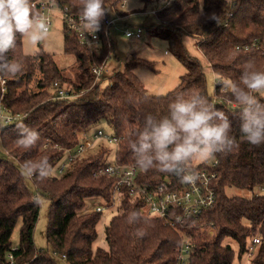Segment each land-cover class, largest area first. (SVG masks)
Segmentation results:
<instances>
[{"label":"trees","instance_id":"16d2710c","mask_svg":"<svg viewBox=\"0 0 264 264\" xmlns=\"http://www.w3.org/2000/svg\"><path fill=\"white\" fill-rule=\"evenodd\" d=\"M36 0H33L35 2ZM79 16L80 0H58ZM106 11L99 33L100 44L91 47L80 43L77 35L64 27V51L74 54L82 85L76 86L77 97L57 99L55 83H70L51 54L44 51L34 55L23 52V38L17 37V47L9 57L22 62L23 72L14 77L0 76L5 80L2 97L11 112L23 117L12 124L1 125L3 146L9 150L10 159L0 158V264L13 253L15 264H57L58 255L67 264H176L181 233L161 220L148 218V222L129 224L128 214L142 209L139 201L126 196L117 206L121 212L113 216L105 227L106 247L95 246L97 226L102 214L112 206L113 178L94 175L103 164V152L69 165L59 173L65 153L58 149L72 148L78 135L101 120H107L120 139L116 153L119 163L133 164L134 156L129 141L143 124L148 113L164 115L168 104L180 92L203 93L215 106L224 111L232 122V135L239 147L228 154H217L214 168L218 174L214 188L217 202L203 218L189 221L182 233L191 243L189 264H264V146L254 147L242 139L239 108L229 90L220 81L239 82L243 66L252 61L257 70L264 71V0H168L156 13L158 23L147 31L169 41L175 56L185 67L178 85L165 95H152L135 73L138 67L153 69L152 63L136 54L122 67L116 66L109 76V84L101 86L96 81L94 69L115 55V46L105 19L111 12L120 13L125 0H105ZM37 11H40L37 8ZM213 14L219 20L213 18ZM140 30V29H137ZM185 35L198 39V46L208 60L216 77L213 94L209 93L206 73L200 60L191 56L183 42ZM143 37V35H142ZM118 59V58H117ZM67 90V89H66ZM84 91L82 95H79ZM69 93H72L68 91ZM264 102V97H261ZM37 129L41 141L27 151L16 143L17 124ZM48 144V146H46ZM47 157L55 172L50 179L40 181L25 178L20 167L27 159ZM199 164L198 167H202ZM138 169L141 184H167L175 189L182 185L175 176L155 170L145 173ZM48 196L45 239L46 249L35 245L34 232L39 219L40 205L37 195ZM228 189L249 193L229 195ZM99 200L107 207L96 212L91 201ZM21 222L19 243L12 241L17 224ZM201 224H214L215 233L206 237ZM146 232L135 235L136 228ZM197 229V230H196ZM259 236L260 244L255 256L248 258L252 238ZM17 248L16 250H13Z\"/></svg>","mask_w":264,"mask_h":264},{"label":"clouds","instance_id":"9594fccd","mask_svg":"<svg viewBox=\"0 0 264 264\" xmlns=\"http://www.w3.org/2000/svg\"><path fill=\"white\" fill-rule=\"evenodd\" d=\"M105 0H80L79 29L82 34L95 35L100 31L106 11ZM213 18L215 14H213ZM219 23V20L217 19ZM50 23L37 11L33 0H0V76L14 77L23 72L22 62L9 57L17 47V37L26 38L32 45L42 44L49 35ZM239 108L242 139L254 147L264 146V71L257 70L252 61L243 66L239 82L220 81ZM16 143L31 151L41 141L40 132L23 122L17 124ZM232 122L223 110L198 91L180 92L168 104L167 113L144 116L129 145L135 166L145 173L155 170L175 176L180 183L195 186L201 179L197 164L228 154L239 147L232 134ZM55 172L47 157L27 159L20 167L25 178L40 181L50 179ZM37 205L42 200L37 197ZM129 224L147 223L143 209L131 211ZM135 235L146 232L136 228Z\"/></svg>","mask_w":264,"mask_h":264},{"label":"rangeland","instance_id":"374dc122","mask_svg":"<svg viewBox=\"0 0 264 264\" xmlns=\"http://www.w3.org/2000/svg\"><path fill=\"white\" fill-rule=\"evenodd\" d=\"M167 2L168 0H125V7L120 8V13L111 12L112 18L119 19L110 30V36L114 41L115 55L118 59L114 55L107 59L104 65V75L99 79V81L101 80L102 87H106L109 84V80L105 77L109 76L112 73V70L119 64L124 67L133 54L152 63L153 69L146 67H138L135 69V73L138 75L149 94L165 95L178 85L181 75L186 72L185 67L175 56L169 41L147 31L149 26L158 23L156 13L162 10ZM51 20L52 25L49 29V35L46 41L42 44L32 45L26 38H23V52L28 55H34L42 51L51 54L58 67L71 79L70 83H64L65 89H67L66 91L77 92L76 86L82 85L80 82L81 77L79 75L80 72L78 71V63L74 54L66 53L64 51L65 29L62 16L58 10L53 11L51 14ZM126 29L133 32L140 29L143 37L136 38L134 36L132 38H127L125 36ZM183 42L188 53L191 56L198 58L202 63L208 81L209 93L213 94L216 85V77L208 60L198 46V39L190 35H185ZM83 93L84 91H81L79 95H82ZM98 130H102L105 134L111 136L115 134L114 127L107 120H101L100 122L93 124L89 128V135L92 136ZM82 134H84V132L78 135V140L79 138H82ZM100 152H103L104 154L103 162L112 161L115 155V147L111 143L96 144L89 151L88 157ZM0 158L10 159L11 157L0 147ZM211 161L212 160H209L207 162ZM57 167L58 166H56L55 169H57ZM29 186L31 192L42 200V204H40L39 219L34 232L35 245L38 249H46L47 242L45 239V231L47 227L48 208L51 200L48 196L35 194V189H33L30 183ZM256 192L261 193L264 192V190L257 189ZM227 193L229 195H249L246 191L236 189H228ZM120 212L121 210L118 206L106 209L103 212L101 220L97 226L98 239L95 243L96 247H106L105 227L109 224L111 218ZM204 226H206L208 231L207 233L206 231L203 232L206 234V237L210 238L213 236L215 232L212 233L210 224ZM20 227L21 222L17 224L13 233L12 241L15 245H18L19 243ZM48 249L50 253L55 256L57 264H67L64 258L53 254L51 247Z\"/></svg>","mask_w":264,"mask_h":264},{"label":"built area","instance_id":"2783aa9c","mask_svg":"<svg viewBox=\"0 0 264 264\" xmlns=\"http://www.w3.org/2000/svg\"><path fill=\"white\" fill-rule=\"evenodd\" d=\"M37 8L40 9L41 14L44 15L52 25L51 14L53 11L58 10L62 16L64 27L73 31L81 44L91 47L92 44L99 45L100 37L97 32L94 36L90 34H82L79 29L80 19L75 15L67 6L61 4L58 0H36L33 2ZM119 19L106 18L105 22L108 26H113ZM50 29V28H49ZM142 31L131 30L125 31L127 38H142ZM105 65V64H104ZM104 65L95 68L94 74L96 81L104 75ZM5 80H1L2 96L0 102V147L9 154V150L3 146V138L1 125H9L21 119V114L14 115L11 110L2 103V97L6 90ZM56 98L65 99L77 97L76 92L69 93L65 87L60 83H55ZM78 143L67 149H62L65 153V160L61 162L59 167V173H64L69 165L78 160H82L88 157L89 151L96 144L111 143L115 147V155L112 161L103 162L95 170L94 175L97 177H108L115 180V184L112 190V206H117L126 196L133 201H139L142 204V209L148 218H154L161 220L164 224L170 228L180 231L181 240L180 245L177 248V262L176 264H189V255L191 253V241L185 237L181 228H184L186 224L191 220H198L203 218L204 214L213 208L217 202L216 189L214 188L215 182L218 178V174L214 168L217 165V161H211L203 164L202 167L196 166L200 173L201 179L195 186L182 184L178 188L172 189L165 182V184H141L138 182V169L133 164H122L117 161L116 153L120 145V139L115 135H107L102 130H98L92 137H88L86 133L81 135ZM48 146V144H46ZM92 208L96 212H102L106 209L107 205L99 200L91 201ZM212 233L215 232L214 224H210ZM209 226V227H210ZM202 232H208L206 226L199 227ZM209 230V229H208ZM260 244L259 236L252 238L250 251L248 258L252 259L257 251V247ZM14 248L13 250H16ZM4 264H15L13 253L8 254V261Z\"/></svg>","mask_w":264,"mask_h":264},{"label":"water","instance_id":"95a60500","mask_svg":"<svg viewBox=\"0 0 264 264\" xmlns=\"http://www.w3.org/2000/svg\"><path fill=\"white\" fill-rule=\"evenodd\" d=\"M169 180L167 179L166 182H168Z\"/></svg>","mask_w":264,"mask_h":264}]
</instances>
